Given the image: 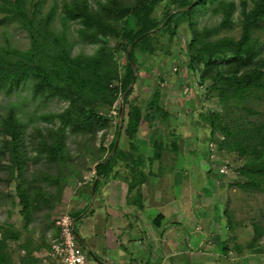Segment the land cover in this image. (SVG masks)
Returning a JSON list of instances; mask_svg holds the SVG:
<instances>
[{"label": "trees", "instance_id": "16d2710c", "mask_svg": "<svg viewBox=\"0 0 264 264\" xmlns=\"http://www.w3.org/2000/svg\"><path fill=\"white\" fill-rule=\"evenodd\" d=\"M208 1L215 3L213 10L221 13L222 18L217 24L199 28L193 14ZM41 5L42 0L32 5L28 0H0V13L18 22L30 37V46L25 49L11 43L0 44V91H12L31 81L34 97L44 101L58 97L68 104L58 112L40 113L38 118L47 125L45 128L34 126L29 143L25 138L26 124L13 106L0 116V167L5 172L0 174V179L4 175L5 179L14 178V196L20 205L25 229L28 230L37 214L49 220L39 241L31 231L23 238V231L14 223H0V264H40L42 257L34 252L51 247L45 231L52 229L51 240L58 235L59 227L50 212L55 201L62 199L66 172L79 178L83 176L68 149L69 134L80 136L95 157L96 178L91 186L96 182V190L102 179L115 173V166H144L146 161L162 157V139L154 140L151 158H145L134 143L143 121L158 126L169 122L171 114L162 105V92L156 89L143 103L133 96L134 87H128L138 78L140 57L154 53L161 45L163 34L168 33L170 39L175 37L183 20H188L191 29V39L185 49L188 66L192 70L195 64L203 63L200 80H211L207 93L219 101V109L201 114L210 125L209 137L217 141L219 149L245 157L246 163L239 169L245 177L238 182L241 187L264 190V122L247 118L231 123L226 116L232 107L239 105L248 113H257L243 102L264 91V55L258 53V39L254 37L255 27L264 20V0L240 1L239 37L216 36L220 28L232 23L237 8L235 0H95L94 4L90 0H62L61 29L52 25L57 4L45 12ZM160 5L164 7L158 12ZM172 6L175 12L170 9ZM72 21L79 24L76 31L82 40L97 44L94 52H72L73 44L67 35ZM122 50L126 53L125 61L120 58ZM124 92L122 129L129 147L123 148L119 143L115 153L104 160L120 133L117 123L107 143L113 120L110 113ZM30 142L34 151L32 159L44 161L47 167L30 170ZM171 142L177 151V140ZM131 171L134 178L128 180V191L139 195L145 176L137 167ZM80 214L81 211H75L71 216L78 219ZM226 214L233 229V219L229 212ZM252 230L250 240L234 244L238 253L264 249L260 244L264 225L255 221ZM11 241H16L24 251L17 263L13 260Z\"/></svg>", "mask_w": 264, "mask_h": 264}, {"label": "rangeland", "instance_id": "374dc122", "mask_svg": "<svg viewBox=\"0 0 264 264\" xmlns=\"http://www.w3.org/2000/svg\"><path fill=\"white\" fill-rule=\"evenodd\" d=\"M38 0H28V4L32 5ZM92 4L95 0H90ZM237 3L236 11L233 15V21L226 27L220 28L216 36L232 35L239 37L241 34L240 23V1L235 0ZM251 0H248L250 2ZM62 0H42V11H46L51 6L57 4V14L52 20V25L61 29V20L59 17L60 7ZM215 6L214 2L208 1L205 6L199 7L194 14L193 19L196 21L197 27L201 28L205 25L217 24L222 15L219 12L213 10ZM164 5H160L158 12L163 9ZM172 11H176L174 6L170 7ZM78 23L75 21L70 22L67 30L68 38L72 41L73 53H92L95 51L97 44L82 40L76 31ZM254 37L258 39V53L264 55V20L255 27ZM191 39V29L188 20H183L178 28L175 37L170 39L168 33L161 36V45L156 49L154 53H147L140 57L141 67L138 69V78L135 80L132 87L133 96H137L138 99L145 103L147 102L156 89L162 92L161 102L168 107L169 110H173L177 114V127L182 130L183 135L179 139L184 152L191 148V141L195 140L198 144V155L204 154V150H209L210 143L214 144V150L209 153V160L212 165H215V169L211 172V177L208 183L205 181L204 185L198 190V202L201 205L203 198L207 196L209 206L207 208L214 210V212H220L223 215L225 222L227 219L226 212H229L233 219L234 231L227 229L230 235L229 245L239 243L243 244L250 240L253 236L252 223L257 221L264 225V190L247 189L241 187L238 182L245 180L239 172L241 166L246 163L244 156H240L236 152L227 150H221L218 148L216 140L209 137L210 125L202 117L201 114L206 113L209 109H219L218 98L214 95H208L207 89L211 83V80L201 82L200 74L203 63L195 64L194 68L190 70L188 64V54L185 51L187 42ZM11 43L12 46L25 49L30 46V37L26 29L20 27L19 23L12 21L9 17H5L3 13H0V44ZM120 58L125 61V51L120 52ZM174 67L177 69L175 70ZM186 86L189 90L186 91ZM247 101L243 102L244 105L251 107L257 113H248L242 105L232 107V110L226 114L231 123H236L240 120H248L254 122H264V91L257 93ZM122 101V94L117 99L114 107H117V114L113 115L112 126L110 127V136L107 143L113 137L117 123L120 126L119 105ZM68 102L55 97L48 99L47 101L41 100L39 97L33 96L32 82H26L20 87L8 91H0V116L5 113L9 106H13L21 119L26 124V140L29 143L31 134L34 130V126L45 128L46 122L38 118V115L42 112H58L63 110L67 106ZM124 116V114H123ZM123 124V122H122ZM193 138L192 140L190 138ZM2 136L0 134V140ZM67 145L69 151L75 156V166L81 170L82 178L78 176L69 175L64 178V189L68 186L70 191L76 195L80 186L88 185L87 192L90 190V184L93 180H88L84 176H90L94 166L96 165L95 157H93L88 147L80 136L69 134L67 137ZM191 140V141H190ZM99 139L97 144H99ZM119 143L123 148L129 147V141L125 134H123L122 125L120 126V140ZM32 143L28 147V155L31 157L29 160L30 170L37 168L47 167L44 161H34L32 159L34 155ZM205 159H202L204 161ZM188 161V160H187ZM201 162H199L200 164ZM188 164V163H187ZM223 164H227V172L221 173L218 168ZM49 169V168H46ZM52 171L56 172L54 167H51ZM66 171V170H65ZM0 174H5L4 170L0 167ZM0 179V223L11 222L15 226L23 231V238L31 231V234L35 240H40L42 229L46 226L49 220L43 219L40 215H36V218L28 225V230L24 227V219L20 213V205L17 203V198L14 196L15 180L14 178ZM219 181L218 183L216 181ZM82 181V184H79ZM86 181V182H85ZM209 194V195H208ZM209 198V199H208ZM76 201L74 197L67 200L63 196L61 200H56L53 210L50 212L52 220H56L60 216L68 213L72 215L75 212ZM222 223V221H220ZM224 224V223H223ZM227 225V222H226ZM75 227L79 229V222L76 221ZM52 229L45 231V237L47 242L51 241ZM233 234L236 237H232ZM218 235L216 239L218 240ZM22 238V240H23ZM260 244L264 246V237L261 238ZM234 247V246H233ZM11 249L13 254V260L17 263L20 256L24 251L18 247L16 241H11ZM246 250V249H245ZM47 249L41 251H35V255L42 257L46 253ZM238 252H231L229 257L231 264H242L241 260H245L244 264H264V249L255 250V252H243V257H238ZM240 255V254H239ZM87 264H97L96 260L87 252Z\"/></svg>", "mask_w": 264, "mask_h": 264}, {"label": "crops", "instance_id": "0c3cea01", "mask_svg": "<svg viewBox=\"0 0 264 264\" xmlns=\"http://www.w3.org/2000/svg\"><path fill=\"white\" fill-rule=\"evenodd\" d=\"M162 105L171 114L169 122L158 126L143 121L134 142L145 158H151L154 140L162 139L160 159L146 161L144 166H115V173L101 180L94 196L93 184L91 194L86 183L73 196L70 187L65 188L64 197H74L75 211H81L74 219V225L78 221L80 226L77 232L97 264H231L229 255L238 250L229 245L227 229H235L228 219L226 225L220 212L207 208V196L197 204L198 189L215 170L209 150L198 155V144L191 137V148L182 151L177 114ZM172 139L177 140V151ZM132 167L145 176L139 195L128 191V180L134 178ZM239 254L240 258L246 255Z\"/></svg>", "mask_w": 264, "mask_h": 264}, {"label": "built area", "instance_id": "2783aa9c", "mask_svg": "<svg viewBox=\"0 0 264 264\" xmlns=\"http://www.w3.org/2000/svg\"><path fill=\"white\" fill-rule=\"evenodd\" d=\"M176 70L177 68L174 67ZM186 91L189 87L186 86ZM112 115L117 114V107L115 106L111 113ZM209 153L214 150V144L210 143ZM213 156V154L211 153ZM221 173L227 172V164H223L218 168ZM88 180L96 178V170L93 168L90 176H84ZM86 182V181H85ZM82 184V181H79ZM59 227V233L54 236L51 240V247L46 251L40 264H87V250L79 242L74 227V218L66 213L55 220Z\"/></svg>", "mask_w": 264, "mask_h": 264}, {"label": "water", "instance_id": "95a60500", "mask_svg": "<svg viewBox=\"0 0 264 264\" xmlns=\"http://www.w3.org/2000/svg\"><path fill=\"white\" fill-rule=\"evenodd\" d=\"M168 19H169V18H167V19L161 24V26H162L164 23H166V21H167ZM131 46H132V44H130L129 48H130ZM132 64H133V67L136 68V62H134V61L132 60ZM134 82H135V80H133V81L131 82V84L129 85L128 88L132 87L133 84H134ZM125 94H126V92H124V93L122 94V100H123ZM119 116H120V121H121V122H120V126H121V125H122V122H123V107H122V101H121V103H120V105H119ZM119 140H120V133L118 134V136H117V138H116V140H115V144H114L112 150L107 154V156H106V158H105L104 160L110 158V157L115 153V151H116V149H117V147H118V144H119ZM95 167H96V165H95ZM95 186H96V182L93 183L92 196H94V194H95ZM75 233H76V236H77L79 242H80V243L86 248L87 252H88L92 257H94V258L96 259L97 257L95 256V254L93 253V251H92L90 248L87 247V245H86L84 239L82 238V236H81L76 230H75Z\"/></svg>", "mask_w": 264, "mask_h": 264}]
</instances>
